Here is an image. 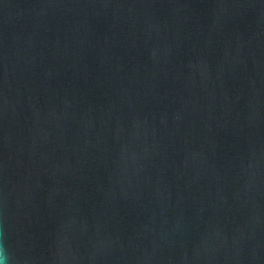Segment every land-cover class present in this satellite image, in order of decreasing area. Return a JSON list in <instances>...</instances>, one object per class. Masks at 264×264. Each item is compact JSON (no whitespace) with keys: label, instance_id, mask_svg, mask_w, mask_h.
I'll use <instances>...</instances> for the list:
<instances>
[{"label":"water","instance_id":"obj_1","mask_svg":"<svg viewBox=\"0 0 264 264\" xmlns=\"http://www.w3.org/2000/svg\"><path fill=\"white\" fill-rule=\"evenodd\" d=\"M8 264H264V0H0Z\"/></svg>","mask_w":264,"mask_h":264},{"label":"clouds","instance_id":"obj_2","mask_svg":"<svg viewBox=\"0 0 264 264\" xmlns=\"http://www.w3.org/2000/svg\"><path fill=\"white\" fill-rule=\"evenodd\" d=\"M0 264H8L7 257L4 254V251L2 248H0Z\"/></svg>","mask_w":264,"mask_h":264}]
</instances>
